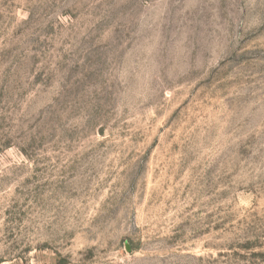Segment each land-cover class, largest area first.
<instances>
[{
  "label": "rangeland",
  "instance_id": "obj_1",
  "mask_svg": "<svg viewBox=\"0 0 264 264\" xmlns=\"http://www.w3.org/2000/svg\"><path fill=\"white\" fill-rule=\"evenodd\" d=\"M0 264H264V0H0Z\"/></svg>",
  "mask_w": 264,
  "mask_h": 264
}]
</instances>
